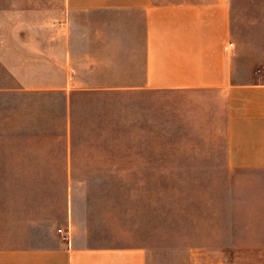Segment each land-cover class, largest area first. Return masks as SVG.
Here are the masks:
<instances>
[{
	"label": "crops",
	"instance_id": "crops-1",
	"mask_svg": "<svg viewBox=\"0 0 264 264\" xmlns=\"http://www.w3.org/2000/svg\"><path fill=\"white\" fill-rule=\"evenodd\" d=\"M57 4L66 16L49 26L48 0H0V22L14 24L0 32V264H159L127 216L97 209L81 185L109 179L80 173L77 138L81 103L107 90L199 104L192 118L221 144L225 165L256 190L263 183L254 198L264 205V25L263 35L252 22L239 35L240 8L264 0ZM262 215L249 229L264 247Z\"/></svg>",
	"mask_w": 264,
	"mask_h": 264
},
{
	"label": "rangeland",
	"instance_id": "rangeland-1",
	"mask_svg": "<svg viewBox=\"0 0 264 264\" xmlns=\"http://www.w3.org/2000/svg\"><path fill=\"white\" fill-rule=\"evenodd\" d=\"M57 3L42 8L49 26L66 16ZM240 14L242 41L246 23L259 24L263 35L264 7ZM13 25L1 21L0 32ZM138 95L112 89L94 106L81 103L80 173L109 178L81 184L93 206L127 216L130 229L137 227L133 238L151 244L159 264H264V247L252 245L259 232L249 229L262 222L264 205L254 197L263 183L256 190L246 171L225 165L221 144L192 118L199 104L167 91ZM120 174L127 180L118 181Z\"/></svg>",
	"mask_w": 264,
	"mask_h": 264
},
{
	"label": "built area",
	"instance_id": "built-area-1",
	"mask_svg": "<svg viewBox=\"0 0 264 264\" xmlns=\"http://www.w3.org/2000/svg\"><path fill=\"white\" fill-rule=\"evenodd\" d=\"M231 45V43H230ZM57 231L60 233L61 238L66 241L67 243H69L70 241V232L68 229L63 230L62 228H58Z\"/></svg>",
	"mask_w": 264,
	"mask_h": 264
}]
</instances>
